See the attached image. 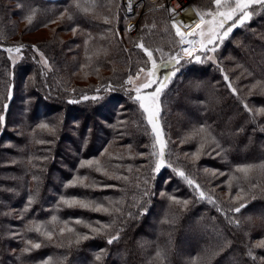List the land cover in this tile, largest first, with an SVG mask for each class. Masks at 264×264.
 <instances>
[{
	"label": "trees",
	"instance_id": "trees-1",
	"mask_svg": "<svg viewBox=\"0 0 264 264\" xmlns=\"http://www.w3.org/2000/svg\"><path fill=\"white\" fill-rule=\"evenodd\" d=\"M112 1L0 0V264H264V6L208 60L177 55L161 19L135 41ZM51 24L58 36L28 38ZM140 42L180 59L159 99L158 172L156 134L127 83L150 63ZM201 128L208 141L183 138ZM74 199L107 211L62 203ZM193 235L200 245L185 252Z\"/></svg>",
	"mask_w": 264,
	"mask_h": 264
},
{
	"label": "snow or ice",
	"instance_id": "snow-or-ice-1",
	"mask_svg": "<svg viewBox=\"0 0 264 264\" xmlns=\"http://www.w3.org/2000/svg\"><path fill=\"white\" fill-rule=\"evenodd\" d=\"M215 5V11H208L206 13H200L197 12V15L199 16V23L195 25V29L193 31H190L187 33L188 37L192 36H199L200 39L192 40V39H186L185 33L181 32L180 28L176 26L175 22L173 23V27L176 28V35L180 37V43L188 44V48H182V51L184 55L188 57H192L193 53L196 51L195 45L199 43L200 45V51L201 52H215L216 51V42H223L225 38L229 36V34L232 32L233 28L236 26H243L246 21L250 20L252 12L249 11L251 6L253 4H259L261 6H264V0H213ZM170 12H173L174 10L169 9ZM205 16L210 17V19H205ZM29 23H31V16L28 17ZM231 22V23H229ZM209 45H212V47H209ZM23 47V46H20ZM20 47L16 48V51H20ZM35 47V46H33ZM137 47L141 48L147 55L148 61L151 62V67L145 71L144 68H141L139 72L137 73V76L135 77V80H138L140 77V73H144L145 79L140 83L138 87L135 88L136 96L134 97L135 101L139 103L140 109L143 110V112L146 114L147 122L152 126L153 133L156 134V143L159 145V159L155 163L154 171L158 172L162 167L165 166V148L166 143L162 139L160 129H159V112H160V105H159V99L160 94L163 91V89L167 86V83L172 79V77L175 76L176 71L178 69H175V64L180 63V59L177 58V56H171L167 61L161 60L160 62H157L156 59L153 57V52L146 48L143 44V42H140L137 44ZM9 52L12 51V49H8ZM38 51V50H37ZM41 59L45 65H47V60L43 57L41 54ZM208 60H213L214 57L208 56L206 57ZM196 62H201V57L199 55L195 56ZM161 69H172L170 71H167L165 74H163L162 79L158 77V73L161 71ZM227 79V77H225ZM128 84H134V78L129 77ZM153 85H156L153 91L141 94L142 89H149L152 88ZM230 86V85H229ZM233 92H235V89H233ZM84 100L89 99L88 96L83 97ZM91 99L96 100L99 99L98 96H93ZM70 103H74L77 101H69ZM6 107V106H5ZM245 107H247L245 105ZM3 121V117L0 116V122ZM42 127L47 128L48 125H42ZM49 131H54L53 129H49ZM201 132L204 131L203 128L200 129ZM92 162H87L88 166H91ZM83 166V165H82ZM239 171L247 175L249 168H240ZM181 177H185V174L183 171H179L178 173ZM189 184H192L193 182L191 180H188ZM197 189L199 188V185H196ZM201 198L204 197V193L200 192ZM33 201L30 199L28 201L29 205ZM62 203L68 207H82V208H89L93 207L94 210H103L107 211V209L102 208V206L99 205H92L89 202L81 201V200H63ZM186 203V202H185ZM244 207L243 204L240 205V207H237L234 209V211L239 212L240 208ZM27 210V209H26ZM55 220V218H53ZM37 231L40 229L37 228ZM95 231V229H93ZM71 231V229H69ZM49 238H51V234L49 233ZM113 239H118V237H114ZM109 243H112V239L108 241ZM35 248H39V244L33 245ZM159 259H162V255L160 253L157 254Z\"/></svg>",
	"mask_w": 264,
	"mask_h": 264
},
{
	"label": "rangeland",
	"instance_id": "rangeland-1",
	"mask_svg": "<svg viewBox=\"0 0 264 264\" xmlns=\"http://www.w3.org/2000/svg\"><path fill=\"white\" fill-rule=\"evenodd\" d=\"M190 1L196 7L197 11H199L200 13H206L208 11H215V5H214L213 0H190ZM132 2H133L132 11L134 13L133 15H131L132 12L128 11V9H129L128 7L130 5H127L126 0H113L112 4L114 5V10L116 7H119V12L124 14L123 21H124V25L126 27V30H127V25L130 21H136L138 26H140V28L142 30V36H141V38H139L140 40H135V41H143L142 37L144 36V31L148 30V27L150 25H151V27H154V25H152V23L150 24V22H152V18L161 19L164 25L167 24L166 30L167 31L173 30L174 33L176 34V29L172 26L173 24L167 15L166 9L163 8L164 0H132ZM110 8H111L110 10H113V7H110ZM62 15H64V14L62 13ZM115 18H116V20H118V18H119L118 15H116ZM205 19H210V17L205 16ZM57 24L58 23H56L55 25H57ZM52 26H54V24L48 25V26L38 30L37 32L31 34L28 38L32 41H36V40L48 39L50 36H53V35L58 36L59 34H57L55 32V29H52ZM127 32H128V30H127ZM123 33H126L125 29H124ZM72 34H74V32L69 33V34L68 33H60V37H68V36H72ZM128 35H129V33H128ZM187 39H192V40L198 41L200 39V37L199 36H192V37L187 36ZM143 44H144V42H143ZM188 47H189L188 44L181 45V43H180L179 51L177 52V55H179L181 58H184V59L189 58L188 56L184 55V53L182 51V48H188ZM195 48H196V51L193 53V55L196 54L197 52H199V49H200L199 43H197L195 45ZM149 50H151L153 52V57H154V59L157 60V62H159L158 60L166 59V58H163L165 56V54H164L163 50L161 49V47L156 48L154 50H152V49H149ZM214 53L215 52H209L208 56L214 57ZM157 58H160V59H157ZM150 67H151V62L149 63L148 67L145 68V71H147V69H149ZM74 74H75V76L81 74V70L75 71ZM157 75H158V77H160V72ZM136 76H137V73L134 76H132L134 78V84H131L130 88L133 90H135V88L138 87L140 85V83L145 79L144 73H140V77L138 80H135ZM86 80L87 79L81 75L80 77H76L72 82L76 83V85L79 87V86H85ZM203 81H204V83L206 82L205 79ZM190 84L192 85L193 83L190 82ZM196 92H198V89H196ZM191 105H192V107L196 106L197 101H192ZM204 133H202L200 131V129H196L193 132L189 131V132L184 133L183 138L193 139V138L201 135L202 141H208L209 138L206 137L207 133L206 132H204ZM209 141H212V140H209ZM56 181H58V177L56 178ZM263 208L264 207H262V206H258V207H256V209H254V211H258V212L260 211V213H262ZM153 231H155V230H153ZM200 242L201 241H199V239L194 235L193 236H187L184 240L185 247H183L182 250H184L185 252L192 251L195 247L200 245ZM255 244L256 245H263L264 241H259V242H256ZM182 250H181V252H182ZM181 252H180V254H181ZM77 264H80V262H78Z\"/></svg>",
	"mask_w": 264,
	"mask_h": 264
},
{
	"label": "built area",
	"instance_id": "built-area-1",
	"mask_svg": "<svg viewBox=\"0 0 264 264\" xmlns=\"http://www.w3.org/2000/svg\"><path fill=\"white\" fill-rule=\"evenodd\" d=\"M174 0H164V4H163V8L166 9L167 11V15L170 19V21L172 22V24L175 22L176 26H179V19H183V13L184 11L182 10V8L188 5H191L192 2L190 0H184L183 4L184 6H180L178 9L175 8V5L173 3ZM187 1V3H186ZM193 5V4H192ZM196 8V7H195ZM169 9L174 10L173 12H170ZM128 11L132 12L131 15H133V11L132 9ZM176 29V28H175ZM127 30L130 35V37H132L133 39H139L142 36V30L140 28V26H138L136 21H130L127 25ZM186 29L184 28L183 30H181V32L185 33Z\"/></svg>",
	"mask_w": 264,
	"mask_h": 264
},
{
	"label": "bare ground",
	"instance_id": "bare-ground-1",
	"mask_svg": "<svg viewBox=\"0 0 264 264\" xmlns=\"http://www.w3.org/2000/svg\"><path fill=\"white\" fill-rule=\"evenodd\" d=\"M127 5H130L128 8L131 10L133 8V2L132 0H126ZM184 0H174L173 3L175 5V8L178 9L180 6H184L183 4ZM187 3V1H186ZM184 11L183 13V19H179V27L180 30H183L184 28L186 29L185 31V36H187V33L190 31H193L195 29V25L199 23V16L197 15V9L195 8L194 5H188L184 6L182 8Z\"/></svg>",
	"mask_w": 264,
	"mask_h": 264
}]
</instances>
